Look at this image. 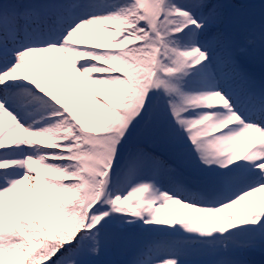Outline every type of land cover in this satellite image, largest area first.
<instances>
[{
    "label": "snow or ice",
    "instance_id": "1",
    "mask_svg": "<svg viewBox=\"0 0 264 264\" xmlns=\"http://www.w3.org/2000/svg\"><path fill=\"white\" fill-rule=\"evenodd\" d=\"M0 264H264V0H0Z\"/></svg>",
    "mask_w": 264,
    "mask_h": 264
},
{
    "label": "rangeland",
    "instance_id": "2",
    "mask_svg": "<svg viewBox=\"0 0 264 264\" xmlns=\"http://www.w3.org/2000/svg\"><path fill=\"white\" fill-rule=\"evenodd\" d=\"M255 71H256L257 75H259V74H260V72H261V69H260V67H259V66H257V67L255 68Z\"/></svg>",
    "mask_w": 264,
    "mask_h": 264
},
{
    "label": "water",
    "instance_id": "3",
    "mask_svg": "<svg viewBox=\"0 0 264 264\" xmlns=\"http://www.w3.org/2000/svg\"><path fill=\"white\" fill-rule=\"evenodd\" d=\"M257 259H259V257H257Z\"/></svg>",
    "mask_w": 264,
    "mask_h": 264
}]
</instances>
